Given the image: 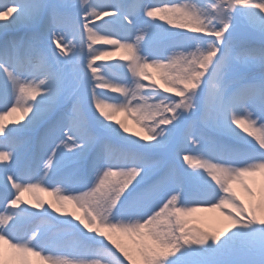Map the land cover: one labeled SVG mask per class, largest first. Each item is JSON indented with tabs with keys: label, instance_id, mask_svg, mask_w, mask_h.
I'll list each match as a JSON object with an SVG mask.
<instances>
[{
	"label": "snow or ice",
	"instance_id": "1",
	"mask_svg": "<svg viewBox=\"0 0 264 264\" xmlns=\"http://www.w3.org/2000/svg\"><path fill=\"white\" fill-rule=\"evenodd\" d=\"M0 36V264H264V0H0ZM97 43L127 63L95 64ZM48 188L83 218L20 208ZM200 211L228 223L189 227Z\"/></svg>",
	"mask_w": 264,
	"mask_h": 264
},
{
	"label": "rangeland",
	"instance_id": "2",
	"mask_svg": "<svg viewBox=\"0 0 264 264\" xmlns=\"http://www.w3.org/2000/svg\"><path fill=\"white\" fill-rule=\"evenodd\" d=\"M90 2L99 6V5H103V4L107 3L108 0H90ZM147 2L148 3H159L158 0H147ZM182 2L188 3L189 0H182ZM97 10H99V7H97ZM110 19H112V17H102L101 19L96 20L94 23H95V25L100 26V25H104L105 21H108ZM156 22L163 23V24H165L166 27L168 26L166 21H160L158 18H156ZM184 31H187V30L185 29ZM14 34L15 33H8V36H11ZM112 38H115V37H112ZM2 39H4V37L0 36V40H2ZM81 43L83 44V49H84L83 55H84V57L90 58V52H89V48H88L89 41L87 39V33H84L82 41H81L80 36L77 35L76 46L79 47ZM49 45H51L52 47H49ZM248 45L258 46L259 41L257 39L251 38V37L248 39L240 41V47L243 48V47H247ZM43 46L46 50H49V51L54 50L56 56H58L61 60L64 59V56L61 54L60 48H57L55 44H51L50 41L47 39V37H45V41H44ZM92 48L110 53V55L103 57L101 60L95 61V64L108 66V65L113 64V63H125V64L127 63V61H123L120 59V57L125 55V53L116 50L111 45H106L103 43H97V44H93ZM70 54L71 53H69V55ZM149 73L153 74L151 70H149ZM89 75H91L90 71H89ZM128 75H129V78H131V74L129 73ZM144 83L145 84H151V81H144ZM155 86L158 89H160L162 94H165V93H163V89L160 88L159 81L157 82V84ZM98 91H101V90H98ZM109 95H119L120 98L123 99V96L120 95L119 93L113 94V93L109 92ZM165 95H169V96H172L174 99H177L176 97H174V94L166 93ZM133 103H135V101H133ZM18 119H20V113L19 112L14 113L10 117L6 116L3 122L5 123L6 126L10 127V126H12V121L18 120ZM157 119H158V117H157ZM116 120H120L128 126L130 131L127 135H129V138L139 139V136L145 135V132L142 130V126H138L128 114H126V113L118 114V115H116ZM22 122L23 121H21V123ZM113 123H115V121H113ZM152 123H153V121H151V120L145 121V124L150 125ZM168 127H170V125ZM132 133H137L139 135L133 136ZM185 166L188 167L187 164H185ZM41 167H42V165H41ZM259 178H260V174H258V176H257V179H259ZM42 187L47 188V185L46 184L42 185ZM56 188H59L61 190V192L63 191V187L61 185H56ZM234 188H236V190L238 191V193L241 195L242 198L247 199L246 197H244L243 193L240 191L238 186L234 185ZM52 191H53V189L48 188L46 191H38L37 190V191L24 193V195L22 197V202L20 204V208H26V209H28L29 212L42 211V209H37V208L32 207L33 204L40 202V203H43L44 207L48 208L49 211L52 212V215L54 217H56L57 219H72L73 223H78L77 220L73 219V216L83 218L84 213L80 209H78L74 204L64 203L63 205H61L60 203H57L55 196L50 194ZM13 192H14V190H13ZM12 198H14V196ZM50 205H54L56 207V209H58V211H52V208L50 207ZM9 210H11V209H9ZM62 213L64 215H62ZM69 213H71L73 215H67ZM187 219L189 220V227H197V228H201L205 231H213V232L222 230L223 226L228 223V221L225 220L224 216L219 211H216V212L200 211V212L194 213L192 216L188 217ZM38 226H39V230L42 231L46 235V238L48 239L49 243H64V241H62L57 235V228H56L54 222L40 221V222H38ZM92 235H95V233H92ZM97 239H101V237L97 236ZM120 239L125 244L130 243L129 241H127L126 238L120 237ZM105 242H107V241H105ZM67 243L71 247H77L78 246L75 238H70L67 241ZM0 247H3L5 250V253H6L5 260L7 261V260L11 259V257L14 254L11 252L10 249H8L7 245L0 244ZM109 247L112 248L113 251H115V248L112 245H109ZM117 255H119V253H117ZM27 259L29 260L30 264H45L44 261L40 260L38 257H35V256H29V257H27ZM105 259H108V258L105 257ZM121 259H123L122 256H121ZM125 264H128V262L125 261Z\"/></svg>",
	"mask_w": 264,
	"mask_h": 264
},
{
	"label": "bare ground",
	"instance_id": "3",
	"mask_svg": "<svg viewBox=\"0 0 264 264\" xmlns=\"http://www.w3.org/2000/svg\"><path fill=\"white\" fill-rule=\"evenodd\" d=\"M158 2H159V0H158ZM49 47H52L51 45H49Z\"/></svg>",
	"mask_w": 264,
	"mask_h": 264
}]
</instances>
